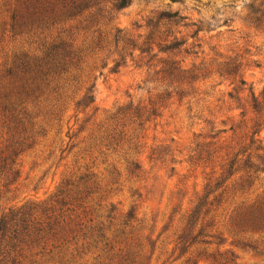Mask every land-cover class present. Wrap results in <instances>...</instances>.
I'll return each instance as SVG.
<instances>
[{
    "label": "trees",
    "instance_id": "16d2710c",
    "mask_svg": "<svg viewBox=\"0 0 264 264\" xmlns=\"http://www.w3.org/2000/svg\"><path fill=\"white\" fill-rule=\"evenodd\" d=\"M130 4L131 0H4L0 15L6 13V17L0 22V39L18 40L19 47L0 63V199L19 177V160L25 153L47 139L49 144L41 145L49 149V156L54 154L53 144L59 142L56 129L67 102L74 112L94 103L95 69L82 67L85 48L77 41L79 32L88 33L92 28L82 22L100 15L110 23L113 12ZM170 16L173 13L163 11L157 19L162 23ZM89 34L99 37L103 32L98 27ZM104 36L105 46L115 49V56L124 62L142 60L153 48L163 53L177 49H161L168 43L163 33L143 39L126 36L121 51H116L118 43L108 40V33ZM240 67L238 63L234 71L226 73L236 80L226 102L235 107L228 109L229 115L203 119L210 131L194 135L187 157L181 161L176 160L181 153L173 139L147 145V125L160 116L164 100L173 105L187 99L185 105L191 111L198 85L206 77L183 59L159 71L166 83L163 94L151 92L146 100L130 101L103 124L92 126L81 142L89 159L82 157L84 163L76 162L48 199L20 206L0 204V264H151L162 232L170 230L174 231V248L158 264H173L183 257L180 264H214L207 252L209 246L223 244L216 229L218 210H227L231 231L253 228L264 235V195L250 205L244 200L234 209L227 208L236 195L245 196L264 174V137L260 136L264 92L255 95L242 79ZM85 122L82 120L83 125ZM53 129L56 133L52 136ZM83 129L80 126L78 133ZM57 146L61 155L64 151ZM141 149L147 150L146 156ZM145 159L156 179L161 178L160 171L173 176L182 162L187 173L202 170L199 191L188 193L189 176L178 182L169 200L165 226L154 239L152 227L147 226L145 217H138L136 208L123 212L107 197L122 177L133 184L143 182L148 173ZM100 165L104 166L101 170ZM235 176L230 197L227 183ZM138 189L133 196L140 198ZM145 231L151 233L145 235ZM262 244L241 245L264 255ZM175 252L176 257L171 258ZM218 255L222 257L219 264H236L231 251Z\"/></svg>",
    "mask_w": 264,
    "mask_h": 264
},
{
    "label": "rangeland",
    "instance_id": "374dc122",
    "mask_svg": "<svg viewBox=\"0 0 264 264\" xmlns=\"http://www.w3.org/2000/svg\"><path fill=\"white\" fill-rule=\"evenodd\" d=\"M2 3L4 4V0H0V6ZM163 11L173 13V16L161 23L157 17ZM5 17L6 13L1 14L0 22ZM112 17L110 23L104 21L100 15L88 23L82 22L84 27L92 29L88 33L79 32L77 38L78 44L85 48L81 55L82 67L86 70L95 69V79L92 80L95 84L93 105L84 111L74 112L71 102H67V108L64 109L56 129L59 132L57 144L61 145L64 152L60 155L54 142V154L49 156V149L41 145L49 144L46 139L34 150L25 153L19 160L20 175L8 188V192L2 195L0 204L7 207L20 206L27 202L48 199L76 162L84 163L82 157L89 159L84 152L86 148L81 143L87 131L92 126L103 124L118 107L130 101L146 100L151 92L163 94L166 83L160 79L159 71L168 68L173 61L183 59L187 66L193 65L206 77L198 85L194 98L197 102L192 104L191 111L185 105L187 99L173 105L164 100L160 116L147 125V145L169 143L173 139L181 153L177 154V161L186 159L187 149L191 147L194 135L210 131V127L201 122L203 119L211 120L220 115H229L228 109L235 107L232 102H226L229 101L227 93L231 91L236 80L226 73L234 71L238 63L241 64L242 79L247 86L252 87L255 95L264 92V0H131L130 6L113 12ZM98 27L103 35L98 37L96 34H89ZM104 33H108L109 41L111 39L115 45L118 43L116 51H121L124 37L143 39L151 33L154 37L157 33L164 34L168 43L161 46V49H177L163 53L153 48L142 60L128 59L124 62V59L115 56V49L105 46ZM18 47V40L8 42L0 39V63ZM68 93L71 95V92ZM246 94L245 92L243 97ZM232 113L238 114V111ZM194 117L201 119L199 121ZM84 119L88 122L83 125ZM80 126L84 129L78 133ZM55 133L53 129L50 134L53 136ZM260 136L264 137V130ZM51 139L54 141L53 137ZM141 152L143 157L146 156L147 150L141 149ZM150 165L145 159L144 166L148 173L144 174L143 182L133 184L122 177L107 197L123 212L136 208L138 217H145L147 226L152 227L154 239L165 226L171 208L169 200L178 182L184 176H189L186 182L188 193L199 191L202 187V170L191 169L187 173L186 164L182 162L176 165L173 176L160 171L161 178L156 179L149 170ZM103 167L100 165V170ZM236 178L238 176L227 183L230 197L236 186ZM136 189L137 194L141 195L140 198L133 196ZM262 195L264 174L257 177L245 196L236 195L227 208L234 209L244 200H248L246 204L250 205L258 197H263ZM226 211L218 210L216 229L221 234L223 244L218 247L209 246L207 254H210V261L214 264L222 263V257L218 254L229 250L236 257V264H264V255L254 253L241 245L245 242H256L260 245L263 242V247L264 235L253 228L231 231ZM172 232L174 231L162 232L151 264L160 263L171 253L174 248ZM144 233L149 235L151 232ZM216 250L219 253H215ZM176 255L177 252L171 258ZM157 258L159 260L155 262ZM183 259L184 257L173 264H180Z\"/></svg>",
    "mask_w": 264,
    "mask_h": 264
}]
</instances>
